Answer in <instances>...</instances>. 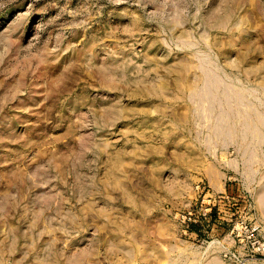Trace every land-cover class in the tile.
<instances>
[{
    "label": "rangeland",
    "instance_id": "374dc122",
    "mask_svg": "<svg viewBox=\"0 0 264 264\" xmlns=\"http://www.w3.org/2000/svg\"><path fill=\"white\" fill-rule=\"evenodd\" d=\"M240 221L264 0H0V264H264Z\"/></svg>",
    "mask_w": 264,
    "mask_h": 264
},
{
    "label": "built area",
    "instance_id": "2783aa9c",
    "mask_svg": "<svg viewBox=\"0 0 264 264\" xmlns=\"http://www.w3.org/2000/svg\"><path fill=\"white\" fill-rule=\"evenodd\" d=\"M188 219H190V217H188ZM255 231V227L245 221H240L231 228L230 233H234L235 238L238 240L239 244L242 245L241 251L245 252L250 259L264 262V239L259 237ZM224 256L229 259L233 257L239 262L244 260L236 251L233 253L229 251L225 253Z\"/></svg>",
    "mask_w": 264,
    "mask_h": 264
}]
</instances>
